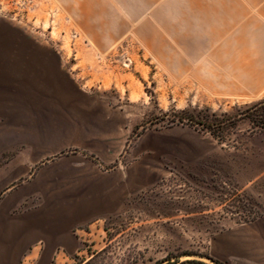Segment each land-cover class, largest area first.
Wrapping results in <instances>:
<instances>
[{
    "label": "rangeland",
    "instance_id": "374dc122",
    "mask_svg": "<svg viewBox=\"0 0 264 264\" xmlns=\"http://www.w3.org/2000/svg\"><path fill=\"white\" fill-rule=\"evenodd\" d=\"M168 7L169 0L151 8L142 0H0V66L26 54L19 60L31 72L48 73L41 86L24 81L30 70L15 82L3 71L19 98L48 104L47 114L34 106L33 145L78 151L82 192L86 179L129 185L120 211L81 218L79 248L54 264H83L101 251L93 264H264V136L240 120L219 144L175 117L234 113L264 99V83L226 74L228 60L200 57L207 52L186 42L183 9L170 38Z\"/></svg>",
    "mask_w": 264,
    "mask_h": 264
},
{
    "label": "crops",
    "instance_id": "0c3cea01",
    "mask_svg": "<svg viewBox=\"0 0 264 264\" xmlns=\"http://www.w3.org/2000/svg\"><path fill=\"white\" fill-rule=\"evenodd\" d=\"M157 1L142 3L151 8ZM168 9L170 38L183 9L186 42L191 37L195 45L202 44L195 51L207 52L200 57L228 60L224 66L231 69L226 74L264 83V0H169ZM190 19L196 21L191 30ZM21 55L19 59H26ZM19 59L12 67L0 66V264H54L61 253L79 248L81 218L100 219L120 211L129 185L119 182L109 187L86 179L90 188L82 192L78 151L33 145L34 106L47 114L42 107L48 104L34 105L10 90L9 78H4L9 73L3 71L10 70L15 82L18 72L32 70ZM33 68L36 72L27 73L24 81L47 85L48 73L41 66ZM68 74L61 73V80L72 82ZM36 196L41 201L33 204Z\"/></svg>",
    "mask_w": 264,
    "mask_h": 264
},
{
    "label": "trees",
    "instance_id": "16d2710c",
    "mask_svg": "<svg viewBox=\"0 0 264 264\" xmlns=\"http://www.w3.org/2000/svg\"><path fill=\"white\" fill-rule=\"evenodd\" d=\"M179 122H187L189 126L200 127L201 130L208 133L212 138L217 140L219 144L225 143L223 133L228 128H233L240 120H247L252 130L264 136V99L250 103L244 108H235L234 113H217L212 112L206 108L203 110H183L175 116ZM102 252V251H101ZM101 252L96 253L93 258L86 261L83 264H93L95 259ZM214 264H222L216 260H211ZM155 264H203L202 262L195 260H185L179 262L175 260L162 261Z\"/></svg>",
    "mask_w": 264,
    "mask_h": 264
}]
</instances>
